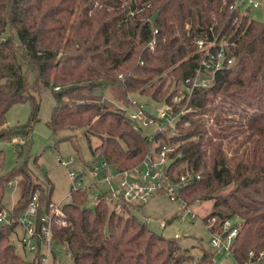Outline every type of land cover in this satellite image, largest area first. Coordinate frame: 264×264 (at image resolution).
Masks as SVG:
<instances>
[{
    "label": "trees",
    "instance_id": "obj_1",
    "mask_svg": "<svg viewBox=\"0 0 264 264\" xmlns=\"http://www.w3.org/2000/svg\"><path fill=\"white\" fill-rule=\"evenodd\" d=\"M232 1L0 0V138L29 136L38 119V94L49 87L55 102L48 125L54 132L80 128L96 162L91 168L102 159L114 169L131 168L143 160L153 139L173 140L177 145L166 178L175 193L158 190L188 203L194 197L211 198L204 221L210 214L219 220L238 218L231 245L236 261L264 264L259 255L264 250V21L232 8ZM213 32L225 40L233 61L216 72L210 86L179 94L171 86L197 65L195 39ZM112 84L123 95L138 89L183 107L176 131L144 134L127 110L93 97ZM173 94L181 96L178 102H172ZM28 100V122L9 127L7 110ZM75 134L63 138L78 149ZM92 136L99 138L95 145ZM162 142L153 147L159 149ZM186 170L199 176L180 182ZM18 175L25 185L13 203L12 218L38 191L39 232L53 184L34 181L24 163L15 165L0 173V210L6 206L5 183ZM225 185H231L225 193L216 192ZM86 194V189L77 190L64 202L66 222L55 223L52 230L53 244H65L74 264H218L212 249L195 254L176 235L159 233L137 218L133 208L140 203L123 202L115 210L101 194L88 204ZM17 225V220L0 225V264H24L42 251L38 235L36 252L24 245L25 256L16 251L11 233ZM53 250L58 260L54 245Z\"/></svg>",
    "mask_w": 264,
    "mask_h": 264
},
{
    "label": "rangeland",
    "instance_id": "obj_2",
    "mask_svg": "<svg viewBox=\"0 0 264 264\" xmlns=\"http://www.w3.org/2000/svg\"><path fill=\"white\" fill-rule=\"evenodd\" d=\"M264 2V0H259ZM249 15L256 19L264 21V11L258 6H250L247 10ZM169 80L165 84V88L169 87ZM181 81L173 84L171 87L175 91L183 93V87ZM85 93H89L87 90ZM174 91V92H175ZM173 92V93H174ZM173 94L171 100L173 103L180 99V95ZM39 106L37 116L38 119L32 122L33 129L28 137H23L18 134L14 137L0 138V173H4L15 165L22 164L26 166V169L31 173L32 180L38 182H45L50 180L53 184L52 201L55 203L64 200L69 201L72 198L71 190L75 186V180L71 177V170L77 173L82 171V182L92 177L91 164H96L94 161V155L91 152L90 143L87 138L82 134L80 128L77 129H60L58 132H54L48 120L51 116L52 107L55 102L54 94L49 87H43L39 92ZM100 97L101 100L108 104L111 108H120L127 110V112L133 111L136 107L148 109L149 111L158 114L160 107L164 103V99H154L148 95V92H139L138 89L130 90L126 95L122 93L118 84L105 85L102 89L94 91L93 97ZM170 100V101H171ZM178 102V101H177ZM181 107V106H180ZM182 108V107H181ZM31 102L22 101L13 103L6 113V124L9 127H13L17 124L27 123L31 115ZM236 116V115H234ZM154 130V125L149 124L143 128V133H151ZM76 133V134H75ZM75 134L74 138L78 144V149L75 148V144L69 138H63L65 135ZM23 138V139H22ZM23 140V141H22ZM26 140L27 143L24 142ZM99 138L91 137L90 142L95 145ZM165 142L175 147L176 142L173 140H166ZM24 143V147L21 143ZM153 156L157 154L153 151ZM73 158L75 160H73ZM158 159V156H155ZM66 160L67 163H64ZM91 163V164H90ZM140 163V162H139ZM137 163L136 165H138ZM140 169H145L144 164H140ZM165 165L160 166V170L164 169ZM98 174L101 176L103 171L99 168ZM135 173L137 170H133ZM165 185L162 187L167 188L174 194L175 189L172 181L168 178H164ZM13 180L12 186H8L5 183V194L2 198L3 205L13 206V203L17 201L21 192L24 191L25 178L22 175H18ZM117 178L114 179L115 184ZM107 182L100 180L97 184L87 187V200L88 204H92L96 198L95 193L100 188H105ZM231 185H225L219 187L216 192L225 193ZM75 194V192H74ZM212 204L211 198L194 197L188 204L197 213L194 216L190 214H184V217H178L176 214L184 211V205H182L180 197H174L167 190H154L152 195L146 202L141 203L139 206H134L133 211L137 218L144 220L155 231L174 236L176 233L179 235L178 240L182 245L191 247V252L199 254L202 249H212L210 247L211 232L207 227L202 215L210 210ZM168 219V222L162 226L161 221ZM235 221L237 217H233ZM239 222V221H237ZM23 227L17 225L15 231L11 233L12 240L15 244L16 251L25 256L24 246L20 237L22 236ZM54 248L58 253V260L55 259V264H74L70 251L67 246L56 245ZM28 250V249H26ZM29 254V253H28ZM214 258L220 264H240L236 261L232 253L221 254L214 253ZM243 264H252L251 262H245Z\"/></svg>",
    "mask_w": 264,
    "mask_h": 264
},
{
    "label": "built area",
    "instance_id": "obj_3",
    "mask_svg": "<svg viewBox=\"0 0 264 264\" xmlns=\"http://www.w3.org/2000/svg\"><path fill=\"white\" fill-rule=\"evenodd\" d=\"M232 8L238 9V11H246L250 6H258L264 11V2L259 0H233L230 5ZM197 50L199 51L198 63L193 69V71L188 75L184 81H181V85L185 86L182 88L184 91L190 93L194 87L206 88L214 83L216 78V72L221 70V68L228 66L233 60L232 57L228 55V45L223 38H219L213 32L212 35L199 36L195 39ZM153 44V40L149 42ZM164 103L160 107L158 114H155L148 109L136 107L133 111L129 112L132 118V124L136 128H144L149 124L154 125V130L151 133H147L151 136L155 131H166L174 133L176 131V122L179 114L184 112V108L176 109L173 104L169 101L164 100ZM161 138L157 140L153 139V146L159 144ZM151 146L149 150L146 151L143 160L138 164L131 166V168L117 169L112 168L106 159L99 160L96 167L91 168L92 177L88 180L82 182V171L77 173L75 171L70 172L71 177L75 180V186L71 190V195L77 190H85L94 184H97L100 180H105L107 186L105 188H100L95 193V200H99L100 194L104 196L105 199L109 201L112 207L120 209L123 202L128 203H143L152 195L154 190L162 188V185L166 177V167L167 161L172 159L170 152L173 151V146L168 145L165 140H163L161 147L155 149ZM153 151H156L158 159L153 156ZM73 160H75L73 158ZM173 160V159H172ZM67 163L66 160H63ZM140 164L145 165V169L138 168ZM164 164L165 168L160 170V166ZM103 171V174L99 176L98 169ZM137 170L139 173L133 172ZM80 175H82L80 177ZM195 176H199L198 172H191L186 170V172L180 175L179 181H190ZM117 178L115 184L114 179ZM13 180L7 182V187L12 186ZM104 191V193H103ZM181 202L184 205V211L176 214L178 217H184V214H190L194 216L197 213L193 210L188 202H185L182 198ZM62 199L58 202H50V210L41 216L42 224L40 231L36 232L37 224V209L39 206V192L35 191L28 206L23 209L16 217L13 219L11 215V210L13 206H3L0 210V225L1 223L11 222L17 220L18 225L23 227L22 236L20 237L22 244L27 247L31 253L36 252L38 235L42 240V251L38 257L33 256V259L25 261L24 264H55V259L53 255V226L57 222L62 224L66 222L63 217L64 213V203ZM238 221V220H237ZM233 219V217H227L224 220H219L216 214H210L205 223L209 228L211 234L210 247L214 253L227 254L231 253L232 243L235 236L238 233V222ZM168 222V219H163L161 225L164 226ZM176 236L179 234L176 233ZM253 250H250V254ZM260 256H264V250L259 251ZM216 261V259L214 258ZM216 263H218L216 261ZM220 264V263H218Z\"/></svg>",
    "mask_w": 264,
    "mask_h": 264
},
{
    "label": "water",
    "instance_id": "obj_4",
    "mask_svg": "<svg viewBox=\"0 0 264 264\" xmlns=\"http://www.w3.org/2000/svg\"><path fill=\"white\" fill-rule=\"evenodd\" d=\"M171 162H172V159H169V160L167 161V165L171 164ZM217 172H219L218 169H217Z\"/></svg>",
    "mask_w": 264,
    "mask_h": 264
},
{
    "label": "crops",
    "instance_id": "obj_5",
    "mask_svg": "<svg viewBox=\"0 0 264 264\" xmlns=\"http://www.w3.org/2000/svg\"><path fill=\"white\" fill-rule=\"evenodd\" d=\"M27 252V251H26Z\"/></svg>",
    "mask_w": 264,
    "mask_h": 264
}]
</instances>
